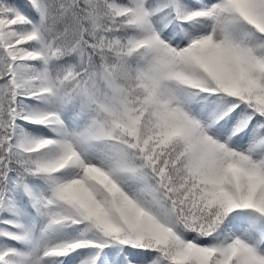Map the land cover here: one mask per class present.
Masks as SVG:
<instances>
[{"label":"snow or ice","instance_id":"1","mask_svg":"<svg viewBox=\"0 0 264 264\" xmlns=\"http://www.w3.org/2000/svg\"><path fill=\"white\" fill-rule=\"evenodd\" d=\"M0 264H264V0H0Z\"/></svg>","mask_w":264,"mask_h":264}]
</instances>
